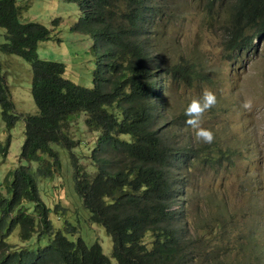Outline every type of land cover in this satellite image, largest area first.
I'll return each mask as SVG.
<instances>
[{"label":"trees","instance_id":"16d2710c","mask_svg":"<svg viewBox=\"0 0 264 264\" xmlns=\"http://www.w3.org/2000/svg\"><path fill=\"white\" fill-rule=\"evenodd\" d=\"M74 1L81 16L71 29L92 38L91 87L65 77L63 62L39 58L37 46L51 38V29L22 22L18 0H0V51L30 62V91L37 108L25 116L13 113L0 72L6 126L24 117L19 165L0 182V264H113L112 258L117 264H193L203 257V247L188 234L183 173L198 164L214 167L231 161L236 150L214 141L192 145L182 136L184 112L175 125L166 113L165 78H188L189 72L159 57L158 26L168 7L163 0ZM203 1L209 8L216 3L227 8V53L251 48L263 35L264 0ZM81 112L86 113L87 129L95 133L83 143L69 129ZM53 144L68 149L75 192L89 220L110 237V256L98 242L69 238L66 233L76 231L69 222L64 231L51 222L38 181L60 173ZM8 146L9 137L0 146L2 154ZM76 146L86 151L77 152ZM15 230L18 239L12 242Z\"/></svg>","mask_w":264,"mask_h":264},{"label":"rangeland","instance_id":"374dc122","mask_svg":"<svg viewBox=\"0 0 264 264\" xmlns=\"http://www.w3.org/2000/svg\"><path fill=\"white\" fill-rule=\"evenodd\" d=\"M163 1L168 7L158 26L159 57L170 65L185 66L189 72L188 78H165L166 113L175 125L192 99L205 88L212 90L217 103L205 113L203 126L213 131L214 142L236 150L231 161L223 160L214 167L198 164L183 173L186 181L182 199L188 234L203 247V257L199 256L193 264H215L216 260L222 264H264V33L253 40V47L229 54L224 50L229 34L224 3L209 8L203 0ZM17 3L21 6L22 22L36 21L51 29V38L37 46L38 57L63 62L65 77L91 87L95 67L92 38L71 29L81 16L76 2ZM3 33L0 28V42L4 40ZM0 72L10 91L13 113H35L30 62L17 54L0 51ZM156 89H160L159 82ZM246 99L253 101L250 111L241 107ZM23 116L7 127L0 107V146L9 137L7 153L0 151V182L8 170L19 165ZM85 118L86 113L81 112L76 120L73 117L69 127L81 143L95 138V133L87 129ZM181 130L184 140H190L192 145L202 143L194 139L188 125L183 124ZM53 147L61 162L60 173L38 181L40 196L50 208L51 222L63 231L69 222L76 228L74 234L66 233L69 238L81 236L87 244L98 242L110 256V237L102 226L89 220V212L75 192L68 149L60 144ZM75 149L86 151L81 146ZM86 168L94 171L92 164ZM213 218L221 222H212ZM16 233L15 230L10 241L17 242ZM112 263L117 264L114 258Z\"/></svg>","mask_w":264,"mask_h":264},{"label":"clouds","instance_id":"9594fccd","mask_svg":"<svg viewBox=\"0 0 264 264\" xmlns=\"http://www.w3.org/2000/svg\"><path fill=\"white\" fill-rule=\"evenodd\" d=\"M216 103V94L205 88L200 96L192 99L184 109V115L187 117L185 123L193 130L194 139L198 142L211 144L215 139L213 131L203 126V117L206 112L215 107ZM241 107L250 111L253 107V101L246 99Z\"/></svg>","mask_w":264,"mask_h":264}]
</instances>
